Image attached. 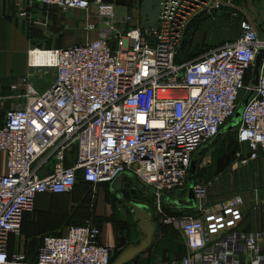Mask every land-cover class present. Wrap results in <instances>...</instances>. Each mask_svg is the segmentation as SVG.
<instances>
[{
	"label": "built area",
	"instance_id": "obj_1",
	"mask_svg": "<svg viewBox=\"0 0 264 264\" xmlns=\"http://www.w3.org/2000/svg\"><path fill=\"white\" fill-rule=\"evenodd\" d=\"M36 1L61 12L98 6L106 28L82 45L28 51L29 73L9 85L11 96L0 97L12 106L0 116V264H110L114 248L101 245L91 222L70 225L61 236L44 235L32 260L11 250V238L20 234L36 196L70 194L80 181L96 188L131 173L152 190L158 207L163 196L182 192L194 155L217 137L252 89L260 49L258 84L237 129L249 155L244 159L239 151L235 158L243 166L264 154V37L234 0H161L155 31L135 28L115 36L114 8L99 0ZM222 10L241 19L239 37L177 64L191 21ZM35 53L43 56L42 65L32 63ZM42 70L55 71V78L39 91L31 79ZM49 160L51 172L39 176L38 167ZM194 191L196 215L166 219L186 248L178 264H264V234L239 231L242 198L210 207L204 189L195 185Z\"/></svg>",
	"mask_w": 264,
	"mask_h": 264
},
{
	"label": "rangeland",
	"instance_id": "obj_2",
	"mask_svg": "<svg viewBox=\"0 0 264 264\" xmlns=\"http://www.w3.org/2000/svg\"><path fill=\"white\" fill-rule=\"evenodd\" d=\"M234 4L239 12L246 15V18L256 26L258 33L261 35L257 25H264V0H256L255 5H252L251 0H234ZM206 16V14L199 15L187 27L189 38L195 39L194 37L196 36L198 41H202L199 52L185 54L184 48L182 49V55L187 59L197 58L208 47L233 40L239 35V22L237 19L230 17L223 11H215L209 17ZM192 29L197 31L195 36L191 34ZM37 47L46 48L48 45L41 44ZM1 73L4 76L0 80L1 85H8L9 82L16 81L11 71H2ZM54 78L55 71L42 70L41 72L35 71L31 81L37 90L43 91L52 84ZM245 97L246 95L243 93L241 103ZM8 105L7 108L9 110L12 106L11 103ZM236 123V120H232L227 124L233 125ZM236 127L231 128L227 133L224 132L220 136L221 138L219 137L220 140L216 146L211 147L210 144L205 145V147L202 146L203 148L201 147L197 152L204 151L203 154L200 156L197 154L194 159V174L197 180L196 183L194 180V183L204 189V196L208 206H211L214 201L215 203H220L242 193L240 189L232 192L229 189H223V181L228 179V174H232L233 178L239 175L237 174L239 173L237 169H239L240 165L238 166L239 162L234 158L233 154L237 148ZM206 146L210 148L208 149ZM188 184L189 181H187V186ZM114 186L116 187V193L121 194L123 199L118 201L114 194L108 193L106 206L108 213L110 212V219L116 221L117 234L123 240H129L124 251L121 252L130 255L136 251L140 252L135 257L139 264H155V261H157L156 264H178L181 257L185 254L186 248L180 230L167 224L166 219L179 216H195V210L178 211L163 202L158 207L152 201V198L141 195L140 190L132 181L126 180L122 182L120 178ZM102 187L105 188L106 186ZM251 187L253 188V183ZM94 189L92 186L78 185L77 189L71 194L52 197L45 211L28 213L27 227L33 231L32 235L38 236L24 239L19 234L12 237L11 244L13 243L14 249L23 252L31 259L35 254V249L41 236L55 232L60 234V229H64L67 225H82L86 223L96 200V214H101L100 212L104 211V195H100L99 192V195L96 196V190ZM131 189L136 190L134 192ZM80 197H84L85 200L79 201L78 198ZM166 199L171 201L169 198ZM127 205L140 206V213L148 215L149 219L142 220L138 218L131 209H127ZM91 218L93 220L95 218L94 215ZM149 233L152 235L150 242L147 238ZM169 233L173 238V242L164 238V234ZM130 255H128V259L131 260L133 257Z\"/></svg>",
	"mask_w": 264,
	"mask_h": 264
},
{
	"label": "crops",
	"instance_id": "obj_3",
	"mask_svg": "<svg viewBox=\"0 0 264 264\" xmlns=\"http://www.w3.org/2000/svg\"><path fill=\"white\" fill-rule=\"evenodd\" d=\"M90 2H94L97 0H89ZM105 6H111L114 8V27L112 34L114 36L118 32H122L128 29L140 28V13L141 7L144 0H99ZM256 3V0H255ZM223 13L228 14L226 11L222 10ZM25 13V17H21L20 15ZM204 15V14H202ZM208 17V16H206ZM129 18V20H127ZM197 18V17H196ZM238 22L241 19H237ZM89 25H94L95 29L88 30ZM102 19L98 15V6H92L87 11L80 10H69L66 12H61L55 9H48L41 6L36 0H0V80L3 79L2 71H11L12 76L17 79L27 75L29 73V69L27 67V53L28 51L36 48V49H63L72 47L75 45H82L87 42L95 41L101 35V30L105 29ZM142 30V29H141ZM264 32V26L261 29ZM263 36L264 33L260 31ZM240 34V28H239ZM188 37V29L185 35L184 43ZM239 35L237 36V38ZM237 38L233 40L225 41L221 44L213 45L208 47L207 51L220 47L226 43L234 42ZM48 45L46 48H40L37 46L40 45ZM115 44V42H114ZM44 58L38 53L34 54V60L32 63L34 65H42L44 63ZM16 81H13L14 83ZM13 82H9L8 85L0 84V97H9L12 93L9 90V85L13 84ZM8 104L10 101L0 102V116L3 115L5 111L8 110ZM237 129L236 127V138H237ZM229 132V131H227ZM226 132V133H227ZM221 138V137H220ZM220 139L215 141L213 144H210L211 147H214L218 144ZM205 144V145H207ZM203 145V147H205ZM202 147V148H203ZM208 149L210 147L206 146ZM207 150V149H206ZM242 155V158H247L249 155L248 148L246 146L239 145L237 141V148L235 153L239 152ZM204 151H200L202 155ZM199 155L197 152L196 155ZM246 154V156H244ZM200 156V155H199ZM235 158V154H234ZM192 159V160H193ZM72 159L69 158L66 162L67 165L72 164ZM239 166V165H238ZM38 167V165H36ZM53 167V161L49 160L42 164V166L38 169V174L41 177L48 175ZM239 175H236L233 178L232 174H228V179H224L223 181V189L232 191H238L240 189L242 191L241 195H238L243 200V221L239 226V231L242 233H256L261 232L264 234V154L260 153L258 159L253 162H249L247 165L239 166ZM5 174V155L0 152V176ZM125 177V178H122ZM122 179L124 181H132L136 187L140 190V194L152 198L147 191L141 189L134 181L133 178L128 177L126 174L120 176L117 180ZM195 174L193 176V185L195 186L196 178ZM116 180V181H117ZM195 180V183H194ZM115 181V183H116ZM188 181V179H187ZM114 183V185H115ZM253 183V188L251 184ZM197 185V184H196ZM102 186H106L105 189ZM98 187V189H97ZM94 190H96L95 195L98 196L104 195L103 197V208L104 211H101V214H96L97 200L94 203L92 215H94V219L92 220L91 216L89 221L100 231V243L103 246H112L114 248L113 257L111 259L110 264H139L138 260L135 259L137 254L140 252H135L127 254L124 251L127 242L129 240H123L120 238L118 233V227L116 226V221L110 219V212L107 211V196L108 193L111 195H115L118 201H121L123 198L121 194L116 193V187H113V191H111L110 185H98ZM188 187L186 183L185 189L177 193L175 195H165L164 198H169L172 202H180V207L174 208L178 211L185 210H195V215L197 213L196 207L198 205V201L196 200V205L192 204V202H186L188 197ZM245 188V189H244ZM147 190L152 191L149 188ZM135 192L136 189H131ZM114 192V193H113ZM240 193V192H239ZM60 196V195H57ZM53 195H38L34 201V209L35 213L43 212L46 209V206L51 201ZM235 197V196H234ZM232 198V197H231ZM230 199V198H229ZM79 201L85 200L84 197L78 198ZM154 201V200H152ZM162 203V202H161ZM221 203V202H220ZM219 203L213 202L211 206H216ZM210 206V207H211ZM127 207V206H126ZM170 207V206H169ZM129 209V208H127ZM28 214L24 217L22 228H21V237L24 239L27 238H36L38 235H32L33 231L27 227ZM180 217V216H179ZM183 217V216H182ZM68 226H65V228ZM65 228H61V233H48L46 235L53 236H61L65 233ZM53 232V231H51ZM24 236V237H23ZM44 236V235H43ZM41 236V238L43 237ZM151 236L148 238L149 242L151 241ZM167 236V237H166ZM40 238V241H41ZM154 238V237H153ZM152 238V239H153ZM164 238L168 239V241L173 242L172 236L169 234H164ZM12 240V238H11ZM39 243L36 246L39 247ZM11 244V243H10ZM129 244V243H128ZM131 247V246H130ZM264 248V244H263ZM35 249V253H36ZM11 250H15L13 247V243L11 244ZM19 251V250H18ZM129 251V250H128ZM128 255L133 257L131 260L128 259ZM35 256V254H34ZM33 256V258H34ZM31 258L30 260H32ZM29 259V258H28ZM157 261H155V264Z\"/></svg>",
	"mask_w": 264,
	"mask_h": 264
},
{
	"label": "water",
	"instance_id": "obj_4",
	"mask_svg": "<svg viewBox=\"0 0 264 264\" xmlns=\"http://www.w3.org/2000/svg\"><path fill=\"white\" fill-rule=\"evenodd\" d=\"M160 3H161V0H144V2L142 3L141 13H140V19H141L140 28L142 30L155 31L157 29L158 17H159V12H160ZM251 3H252V5H255V0H251ZM262 26H264V25H260V24L257 25L258 29L262 33H264L261 30ZM263 37H264V34H263ZM262 57H263V50L260 49L256 55L254 66H253V71L251 74L250 85H251L252 89H250L248 95L243 99L242 103H240V106H239L237 112L235 113L234 117L230 120V121L236 120L237 123L233 124V125H228V124L225 125V127L220 131V133L217 135V137L213 141L210 142V144H213L215 141H217L219 139V137L224 132H227L231 128L239 125V123L241 121L243 110L247 106L248 101H249L250 97L252 96L253 88H255L258 84L259 68H260V63H261ZM199 155H201V154L199 153ZM194 159L191 161L189 174H188L189 187H188V197L186 199V202H192V204L195 207V205H196V193L194 191V185H193V176H194V169H195ZM126 175L128 177L133 178L134 181L137 183V185L139 187H141V189L147 191L151 196H154L153 192L150 190H147L146 187L144 185H142L141 183H139L137 181V179L131 173H126ZM114 183L115 182L110 184L111 191L114 190L113 189ZM160 201L167 204L170 207H174V208L180 207V202H172V201H169L168 199H166L164 197H162L160 199ZM127 208L131 209L132 212L138 218H141L142 220L143 219H149L148 215L140 213V209H141L140 206H138V205H127ZM149 237H150V233L148 234L147 238H149ZM136 252H138V251H136Z\"/></svg>",
	"mask_w": 264,
	"mask_h": 264
},
{
	"label": "trees",
	"instance_id": "obj_5",
	"mask_svg": "<svg viewBox=\"0 0 264 264\" xmlns=\"http://www.w3.org/2000/svg\"><path fill=\"white\" fill-rule=\"evenodd\" d=\"M192 33L191 34H194V36L196 35L195 34V32H197L196 31V29H192V31H191ZM193 36V37H194ZM195 39H191V38H187V40L185 41V43H183V45L181 46V48H180V50L178 51V55H177V58H176V63L177 64H179V65H181V64H184V63H186V62H189V61H192V60H195V59H197L198 57H200V56H202V55H204L205 53H207L206 51H204L202 54H200L199 56H197V58H194V59H187V58H185L183 55H182V52H183V48H184V53L185 54H192V53H196V52H199L200 50H199V48L201 47V45H202V41H198L197 39H196V36L194 37ZM186 50V51H185ZM233 154H235V153H233ZM78 185H84V186H91V185H88V184H85V183H83V182H79L78 183ZM78 185L75 187V189L74 190H76L77 189V187H78ZM73 193V192H72ZM71 194V193H70ZM66 195H68V194H66ZM53 196H57V195H53ZM91 214H92V212H90V216H91ZM27 215V214H26ZM25 215V216H26ZM90 216H89V219H90ZM89 219L87 220V222L86 223H84V224H82V225H74V226H84V225H86L87 223H90V222H92V221H89ZM93 223V222H92ZM67 226H70V225H67ZM97 227V226H96ZM38 248V247H37ZM37 250V249H36ZM112 259V258H111Z\"/></svg>",
	"mask_w": 264,
	"mask_h": 264
}]
</instances>
